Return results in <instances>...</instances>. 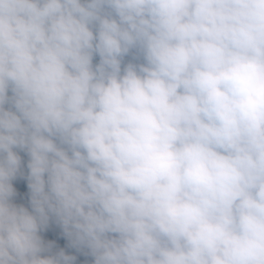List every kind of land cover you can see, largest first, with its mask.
Listing matches in <instances>:
<instances>
[{
	"label": "clouds",
	"instance_id": "obj_1",
	"mask_svg": "<svg viewBox=\"0 0 264 264\" xmlns=\"http://www.w3.org/2000/svg\"><path fill=\"white\" fill-rule=\"evenodd\" d=\"M0 264H264V0H0Z\"/></svg>",
	"mask_w": 264,
	"mask_h": 264
},
{
	"label": "trees",
	"instance_id": "obj_2",
	"mask_svg": "<svg viewBox=\"0 0 264 264\" xmlns=\"http://www.w3.org/2000/svg\"><path fill=\"white\" fill-rule=\"evenodd\" d=\"M23 155V154H22ZM25 162H26V157H24ZM18 190L22 192L21 196L17 197V203H25L27 205V184L26 181H23L22 184L18 185ZM46 240L51 239L54 240L56 242V244L58 245V247H64L66 249V251L72 253L74 252V250L72 249H67L66 245H67V241L65 238H63L61 235L57 236V237H50V236H44ZM84 260V257L79 256L78 257V261L82 262Z\"/></svg>",
	"mask_w": 264,
	"mask_h": 264
},
{
	"label": "rangeland",
	"instance_id": "obj_3",
	"mask_svg": "<svg viewBox=\"0 0 264 264\" xmlns=\"http://www.w3.org/2000/svg\"><path fill=\"white\" fill-rule=\"evenodd\" d=\"M22 182H14L15 186H18L20 184H22ZM44 236H50V237H57L60 235V230L58 228L53 227L52 229H50L47 233H43Z\"/></svg>",
	"mask_w": 264,
	"mask_h": 264
}]
</instances>
